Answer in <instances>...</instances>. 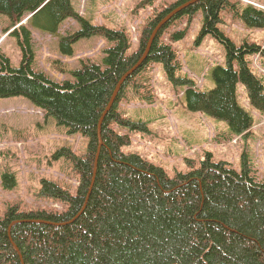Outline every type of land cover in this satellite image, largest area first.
Here are the masks:
<instances>
[{
	"label": "trees",
	"instance_id": "trees-1",
	"mask_svg": "<svg viewBox=\"0 0 264 264\" xmlns=\"http://www.w3.org/2000/svg\"><path fill=\"white\" fill-rule=\"evenodd\" d=\"M193 1L157 13L128 56L126 34L80 16L72 0H0V13L8 15L23 53L17 69L0 53V99L24 97L58 125L89 138L87 154L73 155L81 176L76 195L56 182L42 183L40 194L63 204V211L9 205L0 216V264H264V177L251 175L247 154L241 157V172L207 154L199 168L170 177L162 167L122 151L131 138L120 129L149 130L145 121L124 117L119 104L144 87L145 77H135L154 62L163 65L173 85L187 86L190 110L225 120L234 134L249 132L253 123L238 103L239 81L264 113V83L246 59L248 54L264 57V48L238 45L218 27L230 0ZM185 2L191 5L178 8ZM199 9L204 13L199 39L211 34L226 50L227 66L215 68L216 86L208 91L176 75L175 50L163 42L170 26ZM238 13L250 27H264L263 10L247 5ZM28 16L27 24H20ZM70 17L81 28L60 37L65 55L73 54L75 42L95 35L116 45L105 50L106 68L84 61L71 72L73 79L58 82L33 68L32 28L58 33ZM185 34V29L175 32L173 40Z\"/></svg>",
	"mask_w": 264,
	"mask_h": 264
},
{
	"label": "rangeland",
	"instance_id": "rangeland-1",
	"mask_svg": "<svg viewBox=\"0 0 264 264\" xmlns=\"http://www.w3.org/2000/svg\"><path fill=\"white\" fill-rule=\"evenodd\" d=\"M181 1L72 0V5L80 16L93 24L122 30L129 39L127 55L131 56L137 51L154 16L166 8L176 7ZM230 2L231 7L221 11L222 21L217 23L218 27L238 45L249 42L264 48V27H250L238 13L247 5L264 11V0ZM187 4L185 2L178 8L191 5ZM28 18L20 24H27ZM203 19L201 9L192 17L178 19L164 33L163 42L175 50L180 66L176 75L188 77L196 88L208 91L216 86L213 78L215 68L226 67L227 63L225 47L213 35L199 39ZM10 23L8 15L0 13V53L9 57L12 68L17 69L21 66L23 53ZM80 28V23L73 17L60 26L58 33L32 28L33 68L46 72L58 82L73 79L71 72L84 61L106 68L105 50L116 44L102 35L75 42L72 55L61 52L60 37ZM184 29V38L173 40V33ZM246 59L249 67L264 83V57L248 54ZM143 77L144 87L137 92H129L119 104V112L126 118L145 121L149 131L120 129L119 132L129 133L131 138L130 144L122 147L124 153L138 155L146 162L162 167L170 177H175L178 172L187 173L199 168L207 154H212L215 162L226 161L241 172V157L245 153L250 161L251 174L257 180H262L264 113L251 104L243 82H238L236 96L240 106L253 117V123L249 132L234 134L225 120L211 117L200 110H190L185 96L187 86L173 85L161 63H151L135 79ZM88 145L87 136L71 133L66 126L58 125L53 117L47 116L30 100L21 96L1 98L0 216L5 215L9 205H18L22 211L39 208L63 211V204L40 194L42 183L44 180L56 182L76 195L81 176L75 168L73 155L84 157Z\"/></svg>",
	"mask_w": 264,
	"mask_h": 264
},
{
	"label": "water",
	"instance_id": "water-1",
	"mask_svg": "<svg viewBox=\"0 0 264 264\" xmlns=\"http://www.w3.org/2000/svg\"><path fill=\"white\" fill-rule=\"evenodd\" d=\"M195 1V0H194ZM193 1V2H194ZM171 16V15H170ZM171 18V17H170ZM166 20V19H165ZM164 22V21H163ZM162 22V23H163ZM163 25V24H162ZM159 28V27H158ZM157 32V31H156ZM155 34V33H154ZM154 36V35H153ZM137 67H135L134 68V70L136 69ZM122 82H123V80L120 82V84H119V86H118V88H117V90H116V93L114 94V97H113V99H112V101L110 102V104H109V106H108V108L109 107H111L112 106V103L114 102V100H115V98H116V95L118 94V91H119V89H120V87H121V85H122Z\"/></svg>",
	"mask_w": 264,
	"mask_h": 264
},
{
	"label": "bare ground",
	"instance_id": "bare-ground-1",
	"mask_svg": "<svg viewBox=\"0 0 264 264\" xmlns=\"http://www.w3.org/2000/svg\"><path fill=\"white\" fill-rule=\"evenodd\" d=\"M127 154H129V153H127ZM252 175V174H251ZM253 176V175H252ZM255 177V176H254ZM264 177V176H263ZM263 179V178H262Z\"/></svg>",
	"mask_w": 264,
	"mask_h": 264
}]
</instances>
